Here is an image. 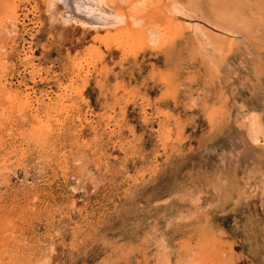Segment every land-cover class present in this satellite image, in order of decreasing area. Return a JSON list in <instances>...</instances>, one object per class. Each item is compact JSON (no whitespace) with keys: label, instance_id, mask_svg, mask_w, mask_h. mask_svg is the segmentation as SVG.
<instances>
[{"label":"rangeland","instance_id":"obj_1","mask_svg":"<svg viewBox=\"0 0 264 264\" xmlns=\"http://www.w3.org/2000/svg\"><path fill=\"white\" fill-rule=\"evenodd\" d=\"M103 2L0 0V264H264V0Z\"/></svg>","mask_w":264,"mask_h":264},{"label":"bare ground","instance_id":"obj_2","mask_svg":"<svg viewBox=\"0 0 264 264\" xmlns=\"http://www.w3.org/2000/svg\"><path fill=\"white\" fill-rule=\"evenodd\" d=\"M59 0H57V2H58ZM63 1V0H62ZM68 1V0H67ZM81 3H79L77 6H75V7H73V9L74 10H76L77 12H81L82 11V8L84 7V4H89V2L92 4V3H94L93 5L96 7V9L97 10H104V9H106V8H103L104 6H102V5H104V2H103V0H95V1H87V0H79ZM168 1V0H167ZM164 2V1H163ZM172 2V1H171ZM55 3H56V0H46V7H47V9L48 8H50V7H52L51 5H55ZM57 5H58V3H57ZM90 5V4H89ZM168 5V4H167ZM169 5H171V3L169 4ZM50 6V7H49ZM66 6V5H65ZM67 7V6H66ZM170 7H172V11H173V9H174V5L173 6H170ZM163 8V7H162ZM167 8V7H166ZM166 8H163V10L165 9V11H164V13L167 11L166 10ZM169 8V7H168ZM167 8V9H168ZM72 10V9H71ZM170 10V11H171ZM178 10V9H177ZM52 11H54V10H52ZM57 11V10H56ZM67 11V10H66ZM174 11H176V10H174ZM69 12V11H68ZM71 12V11H70ZM93 13H95L94 11H92ZM168 12V11H167ZM177 12V11H176ZM175 12V13H176ZM58 13H59V11H58ZM91 14L92 16H95L94 18H88V17H85V18H87L86 20H87V23H88V25L90 24L91 26L89 27V28H92L93 27V29H99V28H101V29H103V28H107V27H109V26H112V27H114L115 26V22H112L109 18H107V17H105L104 15H96V14ZM168 14V16H170L169 15V13H167ZM166 14V15H167ZM171 14H173L172 12H171ZM182 14V13H181ZM67 15V14H66ZM68 16V15H67ZM70 16V15H69ZM54 17H56V16H54ZM171 17V16H170ZM62 18V17H61ZM70 18V17H69ZM68 18V19H69ZM57 19V18H56ZM65 18H63V20H64ZM67 20V19H66ZM71 20V18L69 19V22H71L70 21ZM180 20H183V19H180ZM76 21V20H75ZM64 22H66V21H64ZM74 22V21H73ZM77 22V21H76ZM79 22V21H78ZM63 23V22H62ZM66 23H68V22H66ZM65 23V24H66ZM81 23V22H80ZM79 23V24H80ZM138 24V21H136L135 22V24ZM64 24V25H65ZM85 27V26H84ZM87 27V26H86ZM89 28H87V29H89ZM104 30V29H103Z\"/></svg>","mask_w":264,"mask_h":264}]
</instances>
